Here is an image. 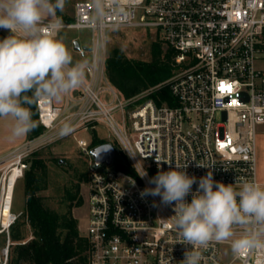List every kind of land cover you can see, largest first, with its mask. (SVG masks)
Wrapping results in <instances>:
<instances>
[{"label": "built area", "instance_id": "1", "mask_svg": "<svg viewBox=\"0 0 264 264\" xmlns=\"http://www.w3.org/2000/svg\"><path fill=\"white\" fill-rule=\"evenodd\" d=\"M61 24L60 29L92 31L87 77L76 89L78 97L74 90L68 93L64 107L37 99L45 132L0 158V235L5 238L0 264H9L15 244L11 229L23 214L13 206L27 159L46 142L100 122L119 138L128 167L119 168L116 159L98 168L93 164L83 234L90 245L88 264H180L190 246L178 243L174 204L140 193L155 187L149 181L158 171L186 165L187 174L197 178L193 192L209 171L215 181L237 190L243 182L264 187L257 162V135L264 127V70L257 67L264 60V0H103L102 12L95 0H80L74 19ZM130 27L153 28L177 50L178 71L165 82L173 104L158 105L150 91L126 98L109 81V31ZM86 51L81 49L83 55ZM65 123L71 125L68 134L61 132ZM78 145L87 154L92 149L85 139ZM143 171L147 175L141 177ZM234 231L238 235L243 229ZM190 250L200 253L199 264H264V249L237 255L231 240Z\"/></svg>", "mask_w": 264, "mask_h": 264}, {"label": "clouds", "instance_id": "2", "mask_svg": "<svg viewBox=\"0 0 264 264\" xmlns=\"http://www.w3.org/2000/svg\"><path fill=\"white\" fill-rule=\"evenodd\" d=\"M63 6L64 0H0V29L10 33L0 39V117L13 121V138L26 136L35 127L33 114L25 105L37 99L59 101L83 82L87 64H74L66 45L56 37L62 27L59 18L50 25L43 24ZM95 7L102 12L103 0H95ZM71 130L65 123L61 132ZM186 167L158 171L149 181L155 187L140 193L141 197L159 196L165 205L174 204L172 218L178 243L198 249L210 241L231 240L237 255L264 249V187L243 182L237 190L233 184L215 181L209 171L199 178L193 192L197 178L188 175ZM189 195L191 202L186 200ZM235 228L243 231L237 235ZM190 247L180 264H199L200 253Z\"/></svg>", "mask_w": 264, "mask_h": 264}, {"label": "trees", "instance_id": "3", "mask_svg": "<svg viewBox=\"0 0 264 264\" xmlns=\"http://www.w3.org/2000/svg\"><path fill=\"white\" fill-rule=\"evenodd\" d=\"M177 53L170 45L164 47L159 38L151 43L149 60L131 59L120 48L114 47L106 59L107 77L126 98L154 88L149 98L158 105L165 100L173 104L170 88L165 82L178 69ZM25 106L30 108L35 124L29 132V139L39 137L45 128L39 121L36 101ZM102 143L104 141L98 140L94 134L91 148ZM33 155L35 153L27 159L30 167L24 174V213L32 236L26 239L27 234L19 221L12 227L11 239L15 244L12 245L9 264H88L90 245L81 234L78 219L73 215L74 206L80 202L71 204L66 211L46 205L43 196L39 194L45 181L46 162ZM116 161L119 168L127 169L124 154H117Z\"/></svg>", "mask_w": 264, "mask_h": 264}, {"label": "rangeland", "instance_id": "4", "mask_svg": "<svg viewBox=\"0 0 264 264\" xmlns=\"http://www.w3.org/2000/svg\"><path fill=\"white\" fill-rule=\"evenodd\" d=\"M1 31L0 36L10 34L9 31H5V34ZM91 36V29H60L56 35L66 45L72 55L74 64L91 59V54L88 50L91 47ZM158 38L163 42L164 47L168 46L161 35L153 28L130 27L111 30L107 39L108 53L112 48L118 47L131 59L149 60L151 43ZM75 41H78L82 49H87L85 55L77 53ZM257 67L264 70V60L258 61ZM85 76L87 77L86 71ZM149 91L151 93L153 90L151 88L147 89L137 96L140 97ZM72 94L78 97L79 92L75 89ZM74 109H71L70 112ZM114 117L121 125L122 121L118 112L114 114ZM60 127L61 125L57 126V133L60 132ZM94 134L98 140L104 141V143H112L117 154L122 155L124 153L121 142L111 127L106 123L100 122L92 130H78L65 136H58L59 138L40 146L36 150L35 155H33L44 159L46 162L45 181L43 189L39 192L43 196L46 205L59 211H66L71 204L75 205L80 202L77 206H74L73 215L78 219L81 234H84L88 224V183L94 160L90 153H85L78 145V139H85L88 145L91 146ZM258 139L260 141L258 147L260 162L263 159L262 167L260 164L259 170L261 177L264 170V127L262 126L258 130ZM29 167L30 162H28ZM72 196H74L73 199H71ZM13 207L14 211L23 212L19 224L22 225V229L27 234L26 239L30 238L32 232L26 223L24 213L26 208L24 177L17 182ZM4 243V235H0V245L3 246Z\"/></svg>", "mask_w": 264, "mask_h": 264}, {"label": "crops", "instance_id": "5", "mask_svg": "<svg viewBox=\"0 0 264 264\" xmlns=\"http://www.w3.org/2000/svg\"><path fill=\"white\" fill-rule=\"evenodd\" d=\"M78 1H80V0H64L63 9L62 10H58L56 12V14H55V17H46L45 19L46 20L55 21L56 18L58 17L61 23L72 21L74 19L75 4ZM0 30H2L1 32L4 33V34H5V31H8V30H5V29H0ZM5 35L8 36L7 34H5ZM5 35L0 36V39L5 38L6 37ZM81 49H82L81 47H80L79 50L76 49L77 53L79 55H83L82 52H81ZM67 95L68 94L64 95L62 97V99L59 100V101H56V100L53 99V102H54L55 106L56 107H64L66 105V102H67ZM74 108L76 109L77 106H75ZM12 124H13V121L11 120V118H9V117H0V158L7 156L16 147L22 145L27 140H29V133L26 136H23V137L13 138L12 135H11ZM259 143H260V141H259L258 135H257L258 175H259V180L262 183H264V176H262L264 174V170L262 171L261 177H260V174H259L260 164H261V167H262V161H263V159H261V162H260V160H259L260 156H258Z\"/></svg>", "mask_w": 264, "mask_h": 264}, {"label": "water", "instance_id": "6", "mask_svg": "<svg viewBox=\"0 0 264 264\" xmlns=\"http://www.w3.org/2000/svg\"><path fill=\"white\" fill-rule=\"evenodd\" d=\"M75 49L79 50L80 45L75 41ZM94 160V167L98 168L104 164L111 165L117 157V151L112 143H102L90 150Z\"/></svg>", "mask_w": 264, "mask_h": 264}, {"label": "bare ground", "instance_id": "7", "mask_svg": "<svg viewBox=\"0 0 264 264\" xmlns=\"http://www.w3.org/2000/svg\"><path fill=\"white\" fill-rule=\"evenodd\" d=\"M12 177H14V176H12Z\"/></svg>", "mask_w": 264, "mask_h": 264}]
</instances>
